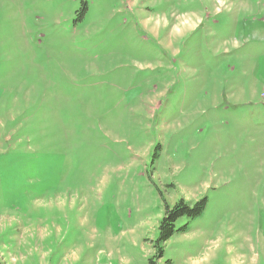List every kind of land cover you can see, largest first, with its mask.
<instances>
[{"label": "rangeland", "instance_id": "374dc122", "mask_svg": "<svg viewBox=\"0 0 264 264\" xmlns=\"http://www.w3.org/2000/svg\"><path fill=\"white\" fill-rule=\"evenodd\" d=\"M0 264H264V0H0Z\"/></svg>", "mask_w": 264, "mask_h": 264}, {"label": "trees", "instance_id": "16d2710c", "mask_svg": "<svg viewBox=\"0 0 264 264\" xmlns=\"http://www.w3.org/2000/svg\"><path fill=\"white\" fill-rule=\"evenodd\" d=\"M206 198L203 197L197 200L193 204L184 199H178L176 203L171 206H165V211L161 220L159 221L157 228V237L152 243V248H154L158 253L162 252V245L173 235L177 229H175V223L178 218L185 216L187 223L178 230H186L189 226L190 220L199 217L205 208Z\"/></svg>", "mask_w": 264, "mask_h": 264}]
</instances>
